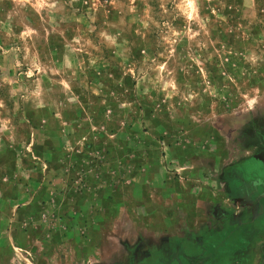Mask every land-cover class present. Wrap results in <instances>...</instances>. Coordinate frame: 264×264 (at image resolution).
I'll return each mask as SVG.
<instances>
[{"label": "rangeland", "instance_id": "374dc122", "mask_svg": "<svg viewBox=\"0 0 264 264\" xmlns=\"http://www.w3.org/2000/svg\"><path fill=\"white\" fill-rule=\"evenodd\" d=\"M259 147L264 0H0V264H216L168 222Z\"/></svg>", "mask_w": 264, "mask_h": 264}, {"label": "crops", "instance_id": "0c3cea01", "mask_svg": "<svg viewBox=\"0 0 264 264\" xmlns=\"http://www.w3.org/2000/svg\"><path fill=\"white\" fill-rule=\"evenodd\" d=\"M238 168V172L222 175V184L225 181L229 194H218L220 199L215 205L207 201V208H213L210 214L217 217L214 230L203 232L202 229L211 227L204 222L198 228L190 225L187 220L192 217V211L190 214L185 211L183 220L178 222L179 231H176L177 224L168 222V227L174 229L165 232L167 238H164L171 244L173 254H177L174 259L198 257L216 264H238L242 259L264 260V250L261 254L256 251V245L264 247V147L243 159ZM192 226L197 231H193Z\"/></svg>", "mask_w": 264, "mask_h": 264}]
</instances>
